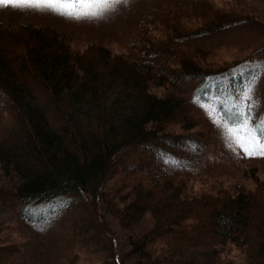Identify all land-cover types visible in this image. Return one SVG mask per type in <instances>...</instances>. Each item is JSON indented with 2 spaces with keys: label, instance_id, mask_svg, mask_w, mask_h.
<instances>
[{
  "label": "trees",
  "instance_id": "trees-1",
  "mask_svg": "<svg viewBox=\"0 0 264 264\" xmlns=\"http://www.w3.org/2000/svg\"><path fill=\"white\" fill-rule=\"evenodd\" d=\"M239 5L176 0L148 8L135 58L96 42L76 49L70 33L50 23L0 17V206L40 221L42 205L80 195L104 206L134 264H234L220 256L227 244L245 264H264V182L188 192L175 175L149 178L139 165L125 176L121 167L126 153L144 147L177 145L182 156L179 143L189 137L207 146L198 130L184 131L187 105H205L217 82L240 79L244 60L218 64L189 41L250 22ZM153 56L164 58L159 71L145 61ZM206 122L212 132L216 120ZM172 124L179 134L167 130Z\"/></svg>",
  "mask_w": 264,
  "mask_h": 264
},
{
  "label": "rangeland",
  "instance_id": "rangeland-1",
  "mask_svg": "<svg viewBox=\"0 0 264 264\" xmlns=\"http://www.w3.org/2000/svg\"><path fill=\"white\" fill-rule=\"evenodd\" d=\"M175 1L0 0V17L50 23L68 31L76 49L96 42L115 54L135 58L136 52L131 46L137 44L136 28L140 19L148 8H162ZM211 1L217 6L239 3L244 12L251 11L252 20L189 43L204 48L207 57L218 64L244 60L240 79L233 82L227 77L224 82H217L214 95L203 102L205 105H187L184 120L188 127L184 131L198 130V138L206 147L200 144L195 147L189 137L179 143L182 156L174 153L177 145L161 144L130 151L124 155L121 166L125 176L140 165L149 178L175 175L183 179L188 192L236 186L252 189L254 178L264 182V128L261 126L264 125V64H261L264 62V0ZM163 60V57L153 56L145 61L154 71H159L158 65ZM223 83H227L230 92L227 99ZM178 89L184 91V86ZM151 92L160 96L166 91L152 87ZM2 106L0 100V108ZM205 120H216L212 132ZM172 125L167 130L179 134L178 124ZM184 145L189 147L188 156H184ZM142 151L151 161L142 158ZM18 208L0 206V244L18 247H12L16 249L12 253L0 250V264H60L66 258H74V264H134V259L128 256L124 235L115 228L102 204L98 203L95 211L83 196H64L40 207V221L19 216ZM220 256L234 264H245L239 250L229 244L224 246Z\"/></svg>",
  "mask_w": 264,
  "mask_h": 264
}]
</instances>
